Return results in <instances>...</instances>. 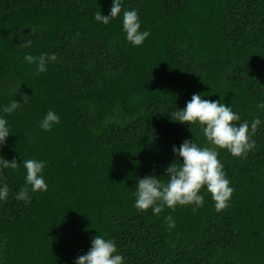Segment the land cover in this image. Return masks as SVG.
Here are the masks:
<instances>
[{
  "label": "trees",
  "instance_id": "1",
  "mask_svg": "<svg viewBox=\"0 0 264 264\" xmlns=\"http://www.w3.org/2000/svg\"><path fill=\"white\" fill-rule=\"evenodd\" d=\"M110 3L0 0V105L20 101L3 114L10 133L0 156L17 167L0 169L9 188L0 199V264H74L95 234L114 241L123 264H264V0H121L148 29L135 46L119 13L107 24L93 19ZM41 51L56 60L35 73L24 54ZM193 92L230 103L234 123L257 120L246 153L173 120ZM49 108L59 121L44 130L38 122ZM192 134L217 148L233 189L227 205L215 209L202 186L198 207L137 209L136 180L166 181L172 145ZM26 158L46 161L47 183L27 200L14 195Z\"/></svg>",
  "mask_w": 264,
  "mask_h": 264
},
{
  "label": "clouds",
  "instance_id": "2",
  "mask_svg": "<svg viewBox=\"0 0 264 264\" xmlns=\"http://www.w3.org/2000/svg\"><path fill=\"white\" fill-rule=\"evenodd\" d=\"M118 13L121 16L125 39L134 46L141 44L148 36V29L140 28L141 21L135 8L122 9L121 0H111L107 14L99 10L94 11L93 19L107 24ZM30 44L31 40L22 42L23 46ZM24 60L33 64V71L39 73L46 70L48 63L56 60V53L41 51L34 56L25 52ZM19 104L20 101L12 98L7 104L0 105V144L10 133L6 116L3 114L13 112ZM173 116L174 121L186 122L189 128L191 123L195 122L206 141L211 145L226 148L232 155L246 153L254 143L250 139L249 130L255 128L257 120L254 119L251 123L247 120L234 123L233 121L239 119V115L232 110L230 103L202 98L200 92H193L183 107H176ZM58 121L59 115L49 108L40 118L38 125L41 129L47 130ZM172 152L176 159L169 162L164 169L166 181L160 179L161 175L153 174H146L136 180L133 192L134 206L141 210L150 206L154 214H159L165 206L175 208L177 205L192 204L198 207L203 203V193L198 191L203 186L204 190L210 193L215 209L225 207L233 189L217 157V148L199 144L192 134V137L185 138L179 146L172 145ZM20 162L25 170L24 184L14 195L17 199L27 200L31 198V193L47 188L42 174L46 161L26 158ZM9 167L13 169L17 167L16 159L9 160L0 156V169ZM8 190V184L0 177V199L7 196ZM163 220L167 222L169 229L175 224L170 214L165 215ZM123 260L124 257L112 239L95 234L90 239L87 251L74 257V264H123Z\"/></svg>",
  "mask_w": 264,
  "mask_h": 264
}]
</instances>
